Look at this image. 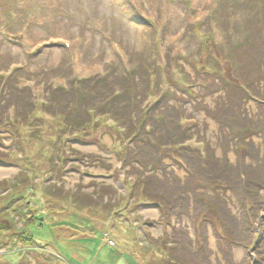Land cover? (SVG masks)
Wrapping results in <instances>:
<instances>
[{
  "label": "rangeland",
  "instance_id": "374dc122",
  "mask_svg": "<svg viewBox=\"0 0 264 264\" xmlns=\"http://www.w3.org/2000/svg\"><path fill=\"white\" fill-rule=\"evenodd\" d=\"M254 1L0 0V226H14L34 242L18 244L14 234L0 229V264H255L247 248L250 233L244 234L242 247L231 244L224 230L227 223L219 218L224 207V215L242 222L239 208L251 209L257 198L256 191L241 188L237 201L221 185L224 173L242 169L250 182L264 179V128H259L260 123L264 126V108L218 79L205 77L198 67L206 61L199 51L202 45L213 57L210 62L221 68H228L223 55L229 52L243 62L242 57L248 59L252 50L262 48L252 38L245 41L247 32L253 35L264 23ZM213 13L221 19L212 22ZM18 32L24 33L25 42L6 36ZM167 60L166 77L182 88L168 81L162 85L172 95H166L160 113L171 111L166 115L175 118L174 127H193L184 133L190 134L185 146L193 157L154 153L165 168L147 172L148 167L127 162L123 155L124 148L135 146L128 142L125 123L114 114L104 120L105 126L92 127L91 137L78 140L71 133L65 143L57 140L56 119L50 124L35 120L44 116L55 89L67 87L73 77L102 80L110 96L138 92L131 110L152 107V99L140 104L147 91L159 90L152 63L164 68ZM263 60L264 55L253 71L263 73ZM141 70L149 71L142 80L136 77L134 82L141 85L133 92L126 75ZM237 74L263 93L260 76L251 70ZM34 106L37 113L30 117ZM73 114L84 115V109ZM231 118L236 120L232 126L226 122ZM248 124H256V132L241 137L235 129L247 130ZM242 138L250 152L238 155L239 143L233 140ZM60 147L67 162L54 160ZM26 170L34 177L31 183L21 177ZM151 174L159 182L142 185ZM154 184L163 190L151 189ZM260 196L264 203V192ZM152 198H162L170 207ZM212 207L216 216L209 214ZM25 209L45 225L24 227L20 221L29 216L19 212ZM259 216L255 225L264 220V204Z\"/></svg>",
  "mask_w": 264,
  "mask_h": 264
},
{
  "label": "trees",
  "instance_id": "16d2710c",
  "mask_svg": "<svg viewBox=\"0 0 264 264\" xmlns=\"http://www.w3.org/2000/svg\"><path fill=\"white\" fill-rule=\"evenodd\" d=\"M239 1V0H238ZM254 3H259L257 14L261 15L260 24L263 23L264 21V0H255ZM250 5V1L247 2L245 5L246 7ZM244 6V8H246ZM251 6V5H250ZM219 10L217 12H220L221 6L218 8ZM231 11L235 12V9L230 8ZM212 22H217L218 19H221L220 16H216V13L212 14ZM257 17V15H256ZM257 35L254 37L253 35L256 34L254 33L253 35L251 32H247V35L245 37V41L248 42L251 38L253 39V43L259 44L261 46V49H254L250 52L248 59L245 57H242L245 61H241L237 59V57L232 54V52H229L228 55H223V58L227 60V67L228 68H221L218 64L215 62H210L213 57L211 56L210 53H208L207 46L204 48V45L199 47V51L205 55L206 61L203 63L199 64V70H203L206 72L205 74L202 72V74L205 75L207 78H214L218 79L220 82H222L223 85L226 87H230V89H236L237 91H240L241 94H243L245 97L253 98L256 99L258 104L264 108V91L263 93H259L258 91L252 90L250 87L251 84L248 83L247 81L237 77V72L238 73H243L246 71H250L251 73L254 72L257 76H260L261 80L264 82V71L263 73L260 74V72L253 71L255 68H257L259 64V60L263 58V51L264 50V23L262 26V29H255ZM253 36V37H252ZM203 42L204 36H202ZM212 40V39H211ZM222 55V53H220ZM187 60V59H186ZM209 60V61H208ZM262 65L264 67V60L262 62ZM152 67H154V77L157 79L156 83H158L159 90L156 88L152 91H147L143 97V100L140 101V104H144L145 101L148 99L154 100V106L148 107V108H136L134 110H131V106L136 103L137 95L138 92L136 93H127V92H115V94L109 95L107 92L108 89L102 87L101 82L102 80L95 79L96 77L91 76L87 78H75L73 77L72 81L68 83L67 87H62L59 86L55 89V92L52 94L50 97V100H47L48 103L46 105L44 104V110L43 114L44 116L42 117H36L35 120H39L42 122V124H50L52 119H56L57 126L60 128V134H58V142L60 143H65L67 142V139L69 138V134L74 133V137L78 140H82L83 138H88L91 137L92 134V127H98V126H105L104 123L107 118H110V116H113L112 114L115 115V118L118 119V121H121L122 123H125L126 125V134L129 136V144H133L135 146V149L133 148H124L123 149V155L129 158L127 162L131 163H137L139 167L141 166L142 168H147V172H153L152 169H156L157 171H161L165 168L163 163L161 162L160 159H157L154 156V153L156 154H162L166 155V157H170L171 152H176V156L180 158H189L193 157L191 156V150L189 147H186L185 144L190 140L189 136L186 137L184 135L187 130H190L193 127H187L185 129H182L183 127L181 124L179 126L174 127V121L175 118L167 117L166 114L172 113L171 111H163L161 112V109L159 106L161 105L162 101L166 99V95L168 94L169 96L172 95L171 91H166L165 93L163 92V87L162 85L166 83L167 81L169 84L175 88H179L178 83H175V81H171L169 77H166L168 73V68H169V61H166V66L164 68L158 66H155L154 63H152ZM196 68V67H195ZM198 70V69H197ZM208 70V71H207ZM258 70V69H257ZM149 71V70H146ZM145 70L144 71H131L127 73L126 77L127 80L129 81L127 84L128 86L131 85L133 92L137 91L138 82L136 80V77H138L140 80H142L145 73H147ZM181 71V68L179 69V73ZM149 78L151 76H148ZM163 79V80H162ZM132 81V83H130ZM135 81V82H134ZM234 81H236L234 83ZM4 83H2L3 85ZM146 85V83H144ZM161 86V87H160ZM95 87H101L102 90L97 91L94 93ZM264 87V86H263ZM93 92H91V91ZM107 90V91H106ZM132 92V91H131ZM186 92V91H185ZM1 93V89H0ZM125 94L131 95L126 96ZM192 92H188L187 95L192 96ZM97 96H102V99L106 100V105L102 106V103H100L102 100L99 99ZM49 97V96H48ZM157 98V99H156ZM49 99V98H48ZM121 100V101H119ZM156 100H158L156 102ZM116 101H119L116 103ZM135 102V103H134ZM50 106V107H48ZM70 107V108H69ZM69 108V110H68ZM84 109V115H78V114H73L74 111ZM133 109V108H132ZM71 110V111H70ZM37 113V107L34 106L33 110L29 112L30 117L31 115H34L33 113ZM39 113V111H38ZM177 113H179L177 111ZM48 115L50 118H47ZM126 114V115H125ZM261 115H264V110L261 111ZM179 119H183L185 116H179L177 114ZM94 117H97L98 119L96 121H93ZM28 119V118H27ZM187 118H184V121H187ZM235 119H229L225 120L227 124L231 125ZM236 122V120H235ZM34 126L32 127H40L37 124H33ZM196 126V125H194ZM247 128V127H246ZM256 124L251 125L248 124L247 130L244 128H241L242 131L236 130V132L239 131V134L241 137L244 135H251L256 132ZM259 128H264L263 124H259ZM175 129L178 131L175 132ZM234 130V131H235ZM112 132V131H111ZM114 132V131H113ZM123 132V131H122ZM118 134V133H117ZM66 137V138H65ZM239 142V139H234L233 143H239L236 147V153L239 154H244L247 152H250V147L247 143L244 142V138H242ZM129 146V145H128ZM149 153V154H148ZM42 156H45V154L42 151ZM146 154V155H144ZM63 157L64 159H62ZM27 159V157H25ZM55 158V157H54ZM56 158L54 159L55 161H66V155L64 153V150L60 147L58 149V152L56 153ZM173 158V157H172ZM243 158V157H242ZM53 160V157H52ZM187 162V161H185ZM132 166V165H131ZM152 166V167H150ZM184 167H187L186 165H183ZM189 166V165H188ZM155 167V168H154ZM189 168V167H188ZM191 168V166H190ZM232 168V167H231ZM228 167V169H231ZM239 169V168H238ZM226 170V169H225ZM235 171V170H234ZM29 172L23 171L21 177L24 178V182H29L33 181L34 177H31L33 175L27 176ZM247 175H250L249 173L247 174L246 172L241 171L238 172L236 170L235 172L228 171V174L226 175L224 173V177L222 179L223 185L221 186H228V189H230L236 196H237V201H240V197H238L239 193L242 191V189H251V191H256L255 196L257 197L252 208L246 210V207H241L239 208V213H240V220L242 222H237V217L235 215H232L230 213L228 214H223V211H226V208L221 207L220 210V215H222V218H219L221 220L222 224L225 225L224 222L227 223V227L224 228L226 234V238H230L231 244L237 245V246H243V238L244 234L246 232L250 233V238H249V243L248 247L244 246L245 248L247 247L248 250L250 251L252 249L253 254L255 255V264H264V220L259 224L255 225L254 223L256 220H258L259 212L262 209L263 206V200L261 199L260 192H264V179L262 182H250L248 179ZM30 177L32 179H30ZM148 178H144L142 185L147 184L148 182H151V180H156L155 182H159L158 179L151 174L150 176H147ZM229 177V178H227ZM21 179V178H20ZM23 182V180L21 181ZM20 182V183H21ZM138 182V181H137ZM140 182V181H139ZM220 182V180L218 181ZM20 183H17L20 185ZM228 183V184H227ZM25 184V183H24ZM178 184V183H177ZM227 184V185H225ZM151 189L160 192L163 190V188L156 187V184L152 185ZM174 185L172 184V189H174ZM152 190V191H153ZM175 190V189H174ZM247 191V190H246ZM218 196V195H217ZM133 195L130 197L132 198ZM151 200H154L152 198ZM156 201L159 205H163L166 208H169L170 205H168V202L162 200V198H157ZM216 201V200H215ZM214 200L212 202H215ZM12 203H8L7 206H11ZM216 209V208H215ZM215 209L214 207L210 208V213L213 216H216L215 214ZM28 209L21 210L20 215L22 217L24 216H29L26 221L21 220L20 223L25 227L26 225L33 224L35 226H43L45 225L44 221L42 219H38V216L34 215V211L29 210L26 212ZM260 210V211H259ZM2 212H7V211H2ZM8 213V212H7ZM6 213V214H7ZM30 213L31 215H29ZM226 213V212H225ZM21 218V217H20ZM253 220V224H250L251 221ZM239 221V220H238ZM28 223V224H27ZM55 224H53L54 226ZM0 229L10 232L14 234V239L15 242L18 244L26 245L28 243L33 244V240L30 239V234H28L29 238L25 236L24 234L20 233L18 234L16 231V228L13 226L12 230L9 229V227H2L0 226ZM3 231V232H4ZM243 235V236H241ZM248 239V238H246Z\"/></svg>",
  "mask_w": 264,
  "mask_h": 264
},
{
  "label": "bare ground",
  "instance_id": "6f19581e",
  "mask_svg": "<svg viewBox=\"0 0 264 264\" xmlns=\"http://www.w3.org/2000/svg\"><path fill=\"white\" fill-rule=\"evenodd\" d=\"M12 50H13L14 52H16V51H18V48H17L16 46H12Z\"/></svg>",
  "mask_w": 264,
  "mask_h": 264
}]
</instances>
